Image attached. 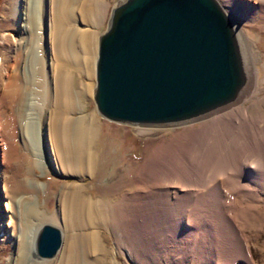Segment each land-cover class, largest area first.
Listing matches in <instances>:
<instances>
[{
  "label": "rangeland",
  "instance_id": "rangeland-1",
  "mask_svg": "<svg viewBox=\"0 0 264 264\" xmlns=\"http://www.w3.org/2000/svg\"><path fill=\"white\" fill-rule=\"evenodd\" d=\"M119 1H101L103 7L100 10V17L97 19L95 27L91 29L96 35V54L97 44H99L98 38L107 30L111 9ZM218 1L236 21L242 33L243 42L247 46L246 59L247 69L250 73L249 78L250 81L254 79L252 94L236 107L222 112L228 114L231 112L230 110L237 109H239L240 114L246 112L247 118L242 123L243 127L230 125L224 127L223 130L220 129L221 132L219 133L224 132L227 135L223 133L224 135L220 136L222 139L219 137L218 140V132L214 134L213 130L207 132V135L205 133L203 138H194L193 132L200 128L201 124L211 121V116H207L210 120L201 117L192 122L163 126H127L112 123L101 118L96 110L97 106L92 97L95 83H97L94 75L91 98L82 97L83 94H80L75 96L77 98L75 100L76 105L79 106L77 109L84 113L83 122L88 123V126L96 131L93 142V148L97 155L96 165L92 174L77 177L70 171L63 173L51 162L44 169L30 166L28 160L23 159L26 156L23 154L22 134L15 138L9 133V136L5 137V124L7 125L9 118L7 115L10 112L7 99L11 98L13 94L9 91L7 97L2 98L1 101L6 82L4 69L13 65L10 67V70H13L12 60L16 53L11 45L15 42L14 38L19 39L21 37L22 26L19 17L14 14L16 0H0V264H11L16 256V237L12 235L8 224L11 221L10 223H13L11 227L16 230L21 228L22 221L24 223L25 218L28 217L27 210H29L30 198L37 199L39 208L37 213H40L39 219L34 224L35 229L40 227L42 223L54 224L63 232V237H65L64 227L59 222L54 221L56 219L51 220V217L57 213L59 193L64 186H83L85 196L102 199L101 201L107 203L108 211H105V221L109 223V226L108 228L106 224L103 225L104 227L101 226L98 232V236H100L98 239L101 245H104L102 253L95 256L99 264H135L128 259L127 263L125 260L127 257L122 253L116 252L115 255L113 254L114 256L111 254L112 249L117 247L114 240L116 237L120 243L119 248L123 246L124 242L130 241L127 244L133 247V252L138 256L137 260L140 264H169L170 262L175 264H248L245 258L233 261L230 252L233 244V238L230 236L231 229L224 222L223 216L225 214L222 215V213L230 214L231 219L237 220L238 226L240 225L242 232L247 236L254 264H264V167H260L256 172L251 168L244 172L239 168V160H236L237 155H234L231 161L229 160L230 156L226 158L221 154L218 162V166L221 167L218 169L221 171L224 170L227 163L233 168V173L225 176L221 181L225 199L222 197V202L220 200L216 202L210 194L196 199L185 194L183 198L172 203L175 216H172L171 223L168 222L171 225L169 236H164L166 240L154 252L148 248L149 240L152 239L150 238V231L153 229L162 231V228L168 227V223H165L167 219L164 217L168 207L167 203L165 204L167 195L164 191L160 192V189H157L163 183L169 179L171 181V178H183L192 181L194 176L190 166L191 162L210 163L211 160L214 161V157L217 155L215 152L225 146L231 153H234L233 147L245 146L250 149L248 150L250 153L245 152L243 156H247L248 153V157L252 156L255 161L264 158V146L260 145L264 141V19L262 20L257 14L253 17H245L238 11L232 12L227 8L226 0ZM259 4L258 0H253L252 7L257 8ZM41 51L43 56L49 57L46 44L43 45ZM15 68L16 72L17 67ZM63 68L61 70L66 71V67ZM67 71L69 72V70ZM70 76L74 79L72 81L74 85L73 94L82 92L83 82L88 81L86 76L80 75L74 70ZM41 101L39 105L43 104ZM36 102L37 99L34 100V103ZM35 107V109L31 108L29 114L33 118L38 116L41 120V115H39L41 108ZM60 109L61 114L66 113L63 112V108ZM222 113L220 114L224 115ZM81 115L82 113H76L77 118H80ZM38 124L41 125V122L39 121ZM44 130L47 137L48 129L44 127ZM258 136L259 142H257ZM214 137L220 144L212 141ZM205 140L210 142V146L211 144L219 146L217 151L213 148L210 153H206L207 156L200 155ZM199 146L200 148H198ZM171 170H176V172ZM25 179L36 181L42 185L38 189H32L26 186L23 181ZM133 190H137L139 193H133ZM131 192L134 196H129L130 198L125 199V203L121 204L119 201ZM111 202H118V205L113 206ZM224 203L225 206H228L227 211L223 208ZM139 214L141 216H138ZM178 214L186 217L183 219ZM111 220L113 223L112 231ZM185 222L189 228L186 227ZM32 241L33 238L28 250L29 254ZM160 254H162V258L158 257ZM57 256H53L52 259H41L34 256L36 259L34 260L30 254L33 261L43 264L48 261H55ZM153 258L155 259L153 260Z\"/></svg>",
  "mask_w": 264,
  "mask_h": 264
},
{
  "label": "bare ground",
  "instance_id": "bare-ground-1",
  "mask_svg": "<svg viewBox=\"0 0 264 264\" xmlns=\"http://www.w3.org/2000/svg\"><path fill=\"white\" fill-rule=\"evenodd\" d=\"M101 1L102 0H16L14 14L19 17L22 33L19 39L14 38L15 42L11 45L16 53L12 60L14 67L12 71L10 67L13 65L4 69L6 72V82L3 94L1 95V101L2 98L7 97L6 95L9 94V91L12 92V97L7 99L10 112L7 115L9 117L7 119V125L5 124V137L9 136V133L15 138H17V136L20 137L22 134L23 154L26 156L23 159L28 160L27 162L32 167L36 166L38 168L40 167V169H44L51 162L63 173H68V171H70V173L75 176L77 175V177L80 175H90L94 172L97 155L93 148V142L96 137V131L90 128L88 123L85 121L83 122L84 113L77 109L79 106L76 105L75 99L77 98L75 96L80 94H83L82 97L85 98H91L90 96H92V79L96 71L95 62L98 58V54H96V35L91 29L95 27L97 19L100 17V10L103 7ZM252 2L253 0L250 2L247 0H226V5L232 12L238 11L245 17H253L257 14V16L261 17L263 20L264 0H258L260 4L257 8L252 7ZM82 25L87 28H83ZM45 44L49 56L48 58L43 56L41 51ZM244 44L246 46V43ZM15 67H17L16 72ZM63 67H66V71L64 70L65 72L61 70L64 69ZM67 70H69L70 73ZM73 70L77 71L80 75H85L88 80L83 82V91L80 93L73 94L72 91L74 90L72 82L74 76L73 74V77L70 75ZM253 81L254 79L248 81L247 87L242 91L239 96L240 98L234 105L227 106L222 111L214 112L209 115V117L211 116V121L201 124L199 126L200 128L193 132L194 138H203L202 136H204L205 133L207 135V132L209 133L213 130L214 134L218 132L217 138L219 140L221 135L226 134L224 132V134L219 133L224 127L230 125L236 127V125H240L239 127L241 128L243 121L247 118V116H245L246 112L240 114L239 109L230 110L231 112L228 111V114L222 112L226 109L229 110L236 107L240 102L247 99L253 92ZM35 99H37L36 103H34ZM40 101L43 102V104L39 105ZM35 106L39 107V109L41 108V113L39 114L41 115V120H39L38 116L33 118L31 114H29L31 108ZM60 108H63V112L66 113L61 114L59 111ZM76 113H82V117L80 116V118H77ZM38 120L41 122V125L38 124ZM44 127H46L49 132L47 133V137L45 136ZM217 138L214 137L212 141L216 144H220V142L216 141ZM47 141L48 143L46 144ZM259 141L260 138L258 136L257 142ZM203 142L204 145H202L200 151V155L202 156L206 155V153H210L213 148L217 151L219 147L216 144L214 146L211 144V147L208 140ZM262 142L263 143H260V145L264 146V141ZM240 146L237 145L235 148L232 146L234 153H231L226 146L224 148H219L218 151L215 152L217 155L214 157L215 159L213 158L214 161L211 160L213 164H211V162L206 164H202L200 161L191 162L190 166L194 176L192 181L183 178L173 179L169 177L171 181H169V179L157 188L160 189V192L164 191L167 195V202H165V204L167 203L168 207L164 216L167 219L165 222L166 224L168 222L171 223V220H173L172 216L174 215L175 209L172 207V203L183 198L185 194L191 195L194 199L210 194L216 202H218V200L221 201L222 197L225 199V195L221 188L223 187L221 181H223L225 176L233 173V168L231 167L232 165L230 166V164L227 163L223 171L219 170L221 167L218 166V162L221 154L226 156V158L230 156L229 160L231 161L234 155H237L236 160H239V168L244 172L248 171L249 168L256 172L260 167H264V158L255 161L252 159L251 155V157H248V153L247 156H243V153L249 152L248 150L250 149H247L245 146ZM198 148H200V146ZM222 151L223 153H221ZM172 172H176V170ZM23 181L26 186L32 189H38L42 185L33 180L29 181L25 179ZM132 192L139 193L137 190H133ZM132 192L127 193L124 199L119 202L121 204L125 203L124 201L134 196ZM101 200L102 199H93L91 196H85L83 186H64L61 188L58 198V210L56 211L57 213L51 217V220L56 219L54 221L59 222L60 225L64 227V243L62 238V248L57 253L58 256L56 255L57 259L52 262H45L44 264H99L95 256L102 253V247H104V245H101L98 239L100 237L98 236V232L101 226H105V224L107 228L109 226V223L105 221L107 203ZM117 203L118 202H111V205L114 206ZM28 205H30L29 210H27L28 217L27 219L25 218L24 223L22 221L21 228L17 227L18 229L16 230L11 227L13 224L10 223L11 221H9L8 224V226H10L9 230L12 231V235L16 237L15 243L17 247L16 256L11 264H43L31 259L32 257L36 260L33 253L35 249V237L38 234L39 227L35 229L34 224L40 217V213H37L39 210L37 199L30 198ZM225 205L224 203V207H222L227 211L228 206ZM223 208L220 209L222 210ZM223 214H225L223 220L230 227V236L233 238V242L231 241L233 243L232 249H230L233 261L245 258L248 264H254L252 253L249 248L250 246H248L247 236L242 232L243 230L239 227L240 225L238 226L236 219H231L232 217H230V214V216L226 213H222V215ZM138 216L141 215L139 214ZM181 217L184 219L186 216ZM140 219L142 220L141 217ZM185 223L186 227L189 228L187 222ZM167 225L168 227L165 226L162 228V231H160V229H153L150 231L149 234L152 239L149 240V246H147L151 252L159 249V245L166 240L165 237L169 236L171 225L169 223ZM112 226L113 223L111 220V231ZM145 235L147 236V234ZM32 238L30 257L28 250ZM116 239L114 240L117 247L112 249L111 254L115 255L116 252L122 253L127 257L125 260L128 259L135 262V264H140L137 260L138 256L133 252V247L127 244L130 241L124 242L123 246L119 248L120 243ZM185 255H187V252H185ZM158 257L162 258V254ZM158 257L156 258L158 259ZM154 259L155 258H153V260ZM169 264L175 263L170 262Z\"/></svg>",
  "mask_w": 264,
  "mask_h": 264
},
{
  "label": "water",
  "instance_id": "water-1",
  "mask_svg": "<svg viewBox=\"0 0 264 264\" xmlns=\"http://www.w3.org/2000/svg\"><path fill=\"white\" fill-rule=\"evenodd\" d=\"M110 15L93 96L107 121L192 122L234 105L250 81L242 33L218 0H120ZM62 237L40 224L33 255L52 259Z\"/></svg>",
  "mask_w": 264,
  "mask_h": 264
}]
</instances>
